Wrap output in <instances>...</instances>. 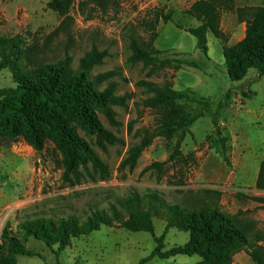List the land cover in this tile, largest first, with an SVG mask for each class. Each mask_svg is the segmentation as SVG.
I'll list each match as a JSON object with an SVG mask.
<instances>
[{"label":"rangeland","instance_id":"obj_1","mask_svg":"<svg viewBox=\"0 0 264 264\" xmlns=\"http://www.w3.org/2000/svg\"><path fill=\"white\" fill-rule=\"evenodd\" d=\"M52 0H0V36H27L45 50V61L73 57L72 71L94 48L104 54L91 76L115 71L117 77L98 88L104 91L115 84L116 96H127L126 107H114L116 124L104 112H94L103 128L117 138L115 144L99 146L96 134L90 133L70 115L67 120L76 135L85 140L105 166L96 168L92 162L78 168L77 175L65 179V153L46 132L44 150L37 153L26 133L19 130L12 137L0 131V257L5 256L3 234L18 238L36 256L11 257L15 264H139L156 248V237L166 233V250L189 241L172 210L217 207L230 216L252 223L264 232V192L255 182L264 162V76L252 69L241 81H232L225 66L224 46H231L245 36V25L234 13H224L221 28L228 37L223 42L208 33V53L197 46V39L183 29L197 27L199 22L189 14L198 0H118L103 13L87 0H72V25L58 37L49 36L59 28L62 17L49 8ZM237 7L264 6V0H236ZM157 13L170 14L172 22L160 20L150 43L151 23ZM93 16L89 19V16ZM160 52L150 67L134 62L132 40ZM176 60L194 61L198 68L180 65ZM25 59H17L10 69L0 72V88H15L17 69L29 71ZM29 73V72H27ZM159 88L170 85L187 92L194 100L148 108L144 105L154 95L143 83ZM230 99L226 98L227 94ZM248 94L249 97H245ZM209 108V109H207ZM167 116L172 120L201 116L184 133L182 158L167 163L161 171L152 167L166 162L179 138L164 136L154 139L134 168L123 167L129 151L141 141L144 130L155 129ZM228 139L231 165L219 155L220 144L214 132L213 118ZM139 195L142 208L153 214L154 233H132L121 227L101 226L87 236L73 238L63 251L37 238L25 239L21 227L41 218L59 224L61 219L77 218L85 223L95 212L112 214L120 209L117 201ZM199 256L179 255L171 259L154 258L147 264H200ZM233 264H255L241 251Z\"/></svg>","mask_w":264,"mask_h":264},{"label":"trees","instance_id":"obj_2","mask_svg":"<svg viewBox=\"0 0 264 264\" xmlns=\"http://www.w3.org/2000/svg\"><path fill=\"white\" fill-rule=\"evenodd\" d=\"M118 0H87L80 3L83 11L87 5L92 4L96 9L107 13ZM72 0H52L49 8L62 17V23L53 32L49 39L58 37L66 32L72 25L70 16ZM224 13H234L240 23L245 24V36L242 40L231 46L223 47L225 66L232 81H241L255 69L259 76H264V6L237 7L236 0H198L190 8L189 14L198 22L197 27L184 29L197 39L198 48L208 53V33L215 38L227 42L228 37L221 28V19ZM93 16H89L91 19ZM160 20L166 24L172 22L170 14L157 13L151 23L152 33L150 43L153 44L158 34L155 32ZM143 46L136 39L132 40L134 62H142L150 67L160 52ZM45 50L31 41L27 36L15 37L0 36V72L12 68L13 63L19 59L28 61L29 71L22 72L17 69L18 84L15 88H0V131L12 137L18 135L23 129L30 146L37 152L44 150L46 132L65 153L64 177L78 174V168L85 166L89 161L96 168L105 166L89 147L88 143L78 137L66 118L70 115L90 133L96 134L99 146L115 144L117 138L105 130L94 112L101 109L112 124H116L114 107H126L127 96L115 95V84L110 83L104 91L98 88L117 77L115 71H108L91 76L92 69L102 62L104 54L93 49L81 60L79 69L72 71L73 57L67 50L63 58L55 61H45L41 56ZM162 65H170V60L160 61ZM180 65L198 68L194 61L176 60ZM24 71V70H23ZM29 72V73H27ZM144 87L154 97L146 100L144 105L155 108L162 105H172L181 101H194L189 93L177 91L170 85L159 88L153 83L144 82ZM249 97L248 94H244ZM230 93L226 98L229 100ZM209 109V108H207ZM201 116H187L183 119L172 120L167 116L155 129L144 130L141 141L129 151L128 157L122 163L123 167L134 168L143 152L151 146L154 139L164 136L171 139L179 132L182 137L178 139L173 153L166 162L155 163L146 168L157 167L159 171L169 162L182 158L181 146L184 133ZM214 132L220 144L219 155L222 160L231 165L227 142L218 127L217 117L213 118ZM255 188L264 192V162L260 166ZM143 198L134 195L117 203L123 213L116 206L111 207L112 214L105 212L93 213L85 223L80 224L77 218L61 219L59 224L52 220L39 219L26 222L21 227L25 239L37 238L49 246L58 245L63 251L70 245V240L87 236L98 231L101 226L121 227L132 233H154L153 214L142 208ZM172 217L178 221L181 229L189 233V241L182 246H175L166 250L165 237L167 230L160 237H156V248L152 254L139 264H147L154 258L171 259L179 255L199 256L200 264H233L234 257L245 251L255 264H264V232L255 230L252 223H246L238 216H230L217 207H206L194 210L176 207L172 210ZM6 243L5 256L0 257V264H15L11 257L36 256L27 250L21 241L8 232L3 234ZM60 264V263H57Z\"/></svg>","mask_w":264,"mask_h":264},{"label":"crops","instance_id":"obj_3","mask_svg":"<svg viewBox=\"0 0 264 264\" xmlns=\"http://www.w3.org/2000/svg\"><path fill=\"white\" fill-rule=\"evenodd\" d=\"M245 25V24H244ZM255 184H256V182H255Z\"/></svg>","mask_w":264,"mask_h":264}]
</instances>
